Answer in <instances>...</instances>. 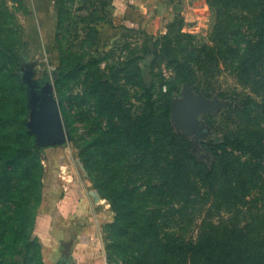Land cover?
<instances>
[{
    "label": "rangeland",
    "instance_id": "1",
    "mask_svg": "<svg viewBox=\"0 0 264 264\" xmlns=\"http://www.w3.org/2000/svg\"><path fill=\"white\" fill-rule=\"evenodd\" d=\"M53 2L56 30L29 36L24 53L25 5L0 0V86L12 89L11 108L0 111V264H44L41 243L54 242L46 187L34 184L37 157L46 185L48 161L67 156L54 169L60 182L74 175L99 211L117 216L77 222L92 229L99 264H208L195 248L208 236L224 241L234 230L245 248L263 240L264 37L253 0ZM27 77L38 94L51 86L60 109L66 141L55 152L31 128ZM187 97L205 107L174 114V101ZM145 117L175 139L169 155L143 150L136 135ZM226 137L263 150L231 149L223 169L213 151ZM166 156L183 160L175 186ZM194 159L213 173L202 184Z\"/></svg>",
    "mask_w": 264,
    "mask_h": 264
},
{
    "label": "crops",
    "instance_id": "2",
    "mask_svg": "<svg viewBox=\"0 0 264 264\" xmlns=\"http://www.w3.org/2000/svg\"><path fill=\"white\" fill-rule=\"evenodd\" d=\"M18 1L25 5L27 11L25 30L28 36L34 37L36 33L42 32L53 33L56 30L53 2L55 0ZM125 1H130L129 4L132 6L136 4L134 3L136 0ZM125 9V16L134 17L132 8L125 7ZM64 161L60 163L48 161L49 171L44 200L45 203L48 200L51 207L47 214L51 216L50 232L54 242L41 243L44 264H99L87 239L93 235L92 229L80 228L77 222L87 219L90 223L94 221L97 224L110 223L114 219V214L108 210L99 211L95 206L98 202L95 201L96 204L93 205L89 195L84 193L78 183V185L74 183L76 182L74 175L70 174L65 181L60 182L54 169L56 164L69 165L67 156Z\"/></svg>",
    "mask_w": 264,
    "mask_h": 264
},
{
    "label": "trees",
    "instance_id": "3",
    "mask_svg": "<svg viewBox=\"0 0 264 264\" xmlns=\"http://www.w3.org/2000/svg\"><path fill=\"white\" fill-rule=\"evenodd\" d=\"M243 1H249V0H242ZM254 4L253 13H250L253 15L255 19V25L256 23H261L260 30L262 31V35L264 37V0H253ZM240 7L244 8V5H240ZM247 10V9H246ZM28 37L25 35L24 37V53L26 52V48L28 46ZM262 42H260L261 44ZM252 46V42H248V49L246 56L248 52H250V48ZM25 55V54H24ZM252 66V64H251ZM178 74L182 75L187 72L186 68H179L177 69ZM183 76V75H182ZM11 86L6 83L2 86H0V111L3 110L4 112L7 111L9 108H11ZM20 113L23 114L24 108H25V102L24 100H21L20 105ZM6 113V112H5ZM166 113H168V109H166ZM6 118L3 115H0V125H3L6 123ZM22 129L25 128L24 123L22 124ZM164 128V127H163ZM163 128H157L152 125H149V122H147V118L145 117L143 120V123L140 127L139 133L136 135L138 138V142L141 144L143 150L150 154L153 151L158 150V148H164L167 150V154L169 155L170 150L172 149L173 145L175 144V139L170 138L169 131L165 129L164 136L159 137L158 131L162 130ZM239 144V145H238ZM263 144L260 143H252L248 142L243 139H236L232 140L229 137L224 138V141L222 143H219L216 145L215 150L213 151V154L215 156L216 164L218 167L223 165V169H227L229 164L228 161L225 159L223 154H229L232 149V151H239L241 153L246 154L249 152V148H256L258 151L263 150ZM169 148V149H168ZM36 151H42V149L35 148ZM4 153L6 152L5 148L3 149ZM264 156V155H263ZM164 164L169 168L171 171V176H169V179L166 181V183L172 182L175 186V184H179L181 181V169L183 167V160L182 159H176L172 160L169 157H164L163 159ZM39 160L37 157V160L35 162L36 167V173H35V188L37 190H40V187L44 189L45 184L43 183V180H45V173L40 169ZM193 166L197 169L195 171L197 180L202 184L203 179H210V177L213 175L212 171L210 170L209 166H207L204 163L199 162L198 160L194 159L192 160ZM169 171V172H170ZM40 181H42L40 183ZM190 181H192V176L190 177ZM41 184V185H40ZM38 190V191H39ZM117 221V216L115 215L114 219L111 224H114ZM235 233V235H234ZM211 237L208 236L202 240V242H198L196 245V253H200L203 251V257L208 262V264H264V246L260 240L259 243L255 246H248L245 248L243 245L237 243L243 239L244 234H236V232L228 231L226 233V239L224 241L219 240L218 237Z\"/></svg>",
    "mask_w": 264,
    "mask_h": 264
},
{
    "label": "water",
    "instance_id": "4",
    "mask_svg": "<svg viewBox=\"0 0 264 264\" xmlns=\"http://www.w3.org/2000/svg\"><path fill=\"white\" fill-rule=\"evenodd\" d=\"M25 80L29 85L30 105L33 110L34 122L31 128L37 134L38 145L47 148L63 144L66 141L64 123L58 104L51 94V86L47 85L41 94H38L36 92L38 86L34 81L29 77ZM204 107L203 103L190 104L187 97L183 103L174 101L173 113L190 115Z\"/></svg>",
    "mask_w": 264,
    "mask_h": 264
}]
</instances>
